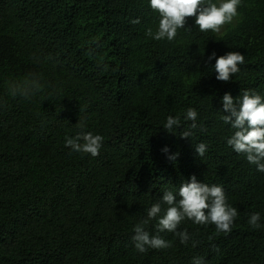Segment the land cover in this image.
I'll return each mask as SVG.
<instances>
[{"label":"trees","instance_id":"trees-1","mask_svg":"<svg viewBox=\"0 0 264 264\" xmlns=\"http://www.w3.org/2000/svg\"><path fill=\"white\" fill-rule=\"evenodd\" d=\"M159 20L150 0H0V264H264V172L228 145L237 129L221 119L226 93L264 97V0H240L223 33L190 18L157 41L146 33ZM229 51L245 61L223 82L208 57ZM33 75L39 90L10 94ZM190 107L198 127L182 138ZM80 132L104 138L98 156L65 146ZM193 175L222 186L238 216L229 232L186 218L184 244L157 224L164 192ZM157 202L144 227L171 247L141 253L134 228Z\"/></svg>","mask_w":264,"mask_h":264},{"label":"clouds","instance_id":"clouds-1","mask_svg":"<svg viewBox=\"0 0 264 264\" xmlns=\"http://www.w3.org/2000/svg\"><path fill=\"white\" fill-rule=\"evenodd\" d=\"M240 0H224L219 6L206 0H150V7L159 13L160 20L158 29L153 32L151 28L146 35L154 40L167 39L173 41L178 33V29L185 28L190 18L195 19L196 26L201 32L219 33L225 24H228L237 15ZM132 23L140 21L133 20ZM190 30V28H189ZM216 59L214 66L217 73L216 79L228 82L240 71V65L245 61V57L238 51H229L226 55L217 58L213 52L208 60ZM42 87L39 78L35 75L19 84L10 85L9 92L12 96H29L32 90H39ZM224 114L221 119L225 124H230L237 129L228 139L227 143L236 153L245 154L249 163L257 165V170L264 172V97L250 90H244L239 98L234 99L230 93H226L222 99ZM198 112L194 108H188L184 119L192 121L190 128L180 133L182 138H190L193 135L192 129L198 127L196 120ZM83 127L82 123L77 124ZM180 117L168 116L163 128L170 134H175L173 129L181 127ZM206 129L201 128V131ZM103 137L93 135L91 132H80L74 138H66L65 146L72 151L90 154L93 157L99 155V150L103 144ZM198 156H204L207 145L196 144L194 147ZM162 151L169 152L165 147ZM179 153L170 155V160H176ZM177 195L179 200L177 201ZM168 205L165 214L158 220L157 229L160 232L168 231L175 233L180 238L181 243L187 244L191 238L187 232L177 231L179 225L186 218L196 224H215L217 231L229 232L238 216L236 208L227 203L225 191L220 185L209 186L199 182L195 175L190 182H183L174 193L172 190L164 192L161 199ZM147 211V219L136 224L134 228L135 248L143 253L148 248L166 249L171 247L170 242L162 239L159 235L152 236L145 230L144 225L156 219L161 213V203H154ZM259 213L250 216L249 224L254 228L261 227ZM197 242L193 241V246ZM193 264H205L201 258H195Z\"/></svg>","mask_w":264,"mask_h":264},{"label":"rangeland","instance_id":"rangeland-1","mask_svg":"<svg viewBox=\"0 0 264 264\" xmlns=\"http://www.w3.org/2000/svg\"><path fill=\"white\" fill-rule=\"evenodd\" d=\"M219 1H220V3L224 2V0H219ZM232 20H234V18H233ZM227 26H228V24H225V25L222 27V29H221V31H220L219 33H223V32L225 31V29L227 28Z\"/></svg>","mask_w":264,"mask_h":264}]
</instances>
